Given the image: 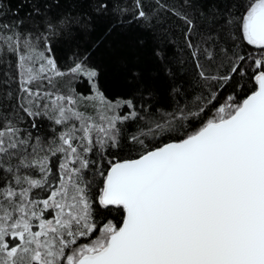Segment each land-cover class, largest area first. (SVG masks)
Here are the masks:
<instances>
[{
	"label": "snow or ice",
	"instance_id": "6c2138e0",
	"mask_svg": "<svg viewBox=\"0 0 264 264\" xmlns=\"http://www.w3.org/2000/svg\"><path fill=\"white\" fill-rule=\"evenodd\" d=\"M0 264H264V0H0Z\"/></svg>",
	"mask_w": 264,
	"mask_h": 264
},
{
	"label": "trees",
	"instance_id": "16d2710c",
	"mask_svg": "<svg viewBox=\"0 0 264 264\" xmlns=\"http://www.w3.org/2000/svg\"><path fill=\"white\" fill-rule=\"evenodd\" d=\"M11 2H12V6L15 7L16 0H11ZM148 4H149V0H145V6H146V8L148 7ZM175 23H176V22L173 21V20H171V19H169V20L167 21V25H168L169 27H172ZM173 31H174L175 33H177V35H178V33H179V28H178V27H175V28L173 29ZM163 32H167V28L164 29ZM163 32H162V34H163ZM127 39H128V38H125V41H124V42H127ZM165 39H167L168 41H171V42H175L172 33H168V34L166 35ZM175 51H176V53H177V59L179 60L180 57L183 55V53L181 52L180 45H179L178 43H177V45H176V49H175ZM177 66L179 67V65H177ZM186 67H187V66H186ZM111 90H112V91H115L116 89H115V87H113Z\"/></svg>",
	"mask_w": 264,
	"mask_h": 264
}]
</instances>
